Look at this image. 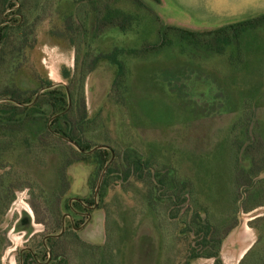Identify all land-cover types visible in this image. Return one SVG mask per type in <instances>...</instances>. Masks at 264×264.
Segmentation results:
<instances>
[{"label":"rangeland","instance_id":"374dc122","mask_svg":"<svg viewBox=\"0 0 264 264\" xmlns=\"http://www.w3.org/2000/svg\"><path fill=\"white\" fill-rule=\"evenodd\" d=\"M50 1L23 0L30 31L24 38V54L13 58L0 53V94L16 85L36 90L37 99L49 83L67 85L70 77L65 78L64 72L72 75L78 54L79 67L85 62L92 65L85 85L90 120L84 125L86 144L92 148L107 145L114 156L121 153L122 161L126 150L135 149L147 163L145 167L151 168L144 167L141 176L117 171L107 175L105 171L103 199L100 186L97 207L87 210L90 217L83 216L67 205L84 211L72 199L95 198L103 170L96 158L80 159L70 145L56 138L38 142L47 129L54 130L52 119L10 127L22 131L14 136L0 122V177L12 175L21 186L1 218L0 234L5 240L0 264L28 259L20 257L27 247L34 250L36 259L47 261L48 253L41 246L46 235L58 234L63 224L71 231L72 225L85 222L76 230V237L48 241L54 248L49 264H84L80 260L83 250L104 245L107 234L116 239L118 228L128 231V241L119 244L108 240L112 255L103 264H214V258L203 256L209 248L201 247V236L207 230L200 225L202 231L197 235L193 229L195 224L205 223L208 214L218 220L228 215L229 224L234 225L229 232V227L219 231L225 236L222 264H238L250 248L248 261L259 262L264 255V191L257 199L259 206L251 204L250 197L236 210L229 208L225 195L231 184L225 171L233 164V143L253 142L256 151L261 143L262 152L255 157L250 151L247 156L241 151L245 174L240 180L242 185L248 178L255 183L264 179V26L246 33L240 45L232 42L220 54L177 40L157 50L150 45L162 38L165 26L208 30L256 17L264 13V0H139L146 6L143 8L136 0H113L112 7L138 14L134 28L126 32L117 27L99 32L101 16H96V2H90L84 10L86 28L79 38L81 28L70 18H74L80 0ZM17 8L7 2L2 20H16ZM173 33L168 35L173 37ZM115 48L125 50L121 55L125 66L114 88L118 65L95 59ZM43 105L46 114L37 113L49 117L51 107ZM196 155L202 157L199 166L193 161ZM156 168L158 179L166 184L173 179L171 170L177 168L178 178L188 184L181 196L169 189L160 191L161 183L152 178ZM196 175L202 180L195 179ZM260 185L264 186V180ZM150 187H157V191L151 194ZM253 194L251 190L249 195ZM251 206L256 207L246 211ZM56 208L62 225L52 217ZM25 214L30 221L27 229L20 224ZM196 214L199 219H195ZM66 215H71L73 223ZM193 247L203 255L190 257Z\"/></svg>","mask_w":264,"mask_h":264},{"label":"trees","instance_id":"16d2710c","mask_svg":"<svg viewBox=\"0 0 264 264\" xmlns=\"http://www.w3.org/2000/svg\"><path fill=\"white\" fill-rule=\"evenodd\" d=\"M112 1L113 0H80L77 10L75 11L74 14V18L73 17L70 18V20L75 24L78 23L79 28H81L78 29L77 31L78 38L81 36L82 32L86 28V20L84 19L86 15L84 13V10L88 8L90 2H96V7H95L96 16L97 17L99 15L101 16L100 18H98L99 24L97 28H99V32H101L103 29L106 30V28H110V27H117L124 32L134 28L138 14L131 13L117 7H112L113 5L111 4ZM154 1L160 2V0H154ZM7 2L9 3V7H14V6L18 7L17 8L18 13L14 12L18 15V17L15 18L16 20L11 19L8 22L2 20L1 18L2 14L7 9ZM135 2L138 3V5L142 8L146 7L142 1L136 0ZM148 10L151 11L150 8H148ZM28 20H29L28 14L25 11V4L23 3V0L0 1V23H2V26L0 27V53H2L3 55L2 57L9 56L15 58L16 56L22 55L24 50L23 47L26 46L25 44L26 41L24 40V38L27 35L28 31H30L28 30L29 27ZM263 26H264V13L256 17L247 20L238 21L235 23H230L225 26L218 27L216 29L191 30L178 26H165L161 30L160 36H162V38L159 39L158 42L152 43V45H150V49L157 50L167 45H171L173 43L172 40H177L182 45H184L185 43H190L193 44L192 46L196 49L204 48L211 52L220 54L223 53L226 50V48L230 46V44H232V42H238V45H240L241 42L245 40L244 36L246 33L255 31ZM171 31L174 32L173 37L168 35L169 33H171ZM124 53L125 50L115 48L110 53L101 54L99 55V57H97L98 59H95V62H97V60L104 58L118 65L119 68L118 77L114 83L115 84L113 86L114 88L118 86L117 84L119 83V79L121 78L124 72L125 65L121 60V55ZM87 65L88 63L85 62L81 67L78 66V54H77L76 66L72 75L67 71L64 72L65 78L70 77L69 83L67 85L60 84L57 86H51L52 84L49 83L50 87H48L45 91H43L38 96L37 99H35V95L37 93L36 90L34 91L22 90L16 85H13L12 87L9 86V92H3V94H0V122L3 125L8 126L9 135L14 136L20 134L22 131L15 130L10 127L21 128L27 126L28 121L30 120H42L43 118L44 119L46 118V120L52 119L50 124L54 130L47 129L45 133L41 134L37 138L38 142L45 141L47 137L50 138L52 137L53 139L56 138L63 144L70 145L69 146L70 149L75 151L80 156V159H83L87 156L88 157L93 156L96 158L99 167L101 168H104L105 165L109 162V165L106 169L107 175H110L111 173H115L117 171L118 173L124 172L125 176H129L130 174L135 175L136 172L137 174H139V176H141L143 169L145 165H147V163L143 160L140 153L135 149L129 148L128 150H126L125 153H123L124 155L123 161L120 155L121 153L120 154L116 153V155L112 158V152H113L112 149L97 148L92 153L87 152L93 149L89 144H86L83 137L84 131L86 129L84 125L87 126V124L90 122L87 113L85 85H86L87 77L92 71V65L90 66ZM68 92L72 101V104L69 107H68L69 105ZM41 104L42 107L39 109V106ZM43 104H46L51 107L52 111L49 117L42 116L46 114ZM38 111H40L39 113L42 115L39 116L37 113ZM246 125L247 126L249 125V121H247ZM96 129L97 128L95 127V130ZM69 140L75 142L80 149L73 146ZM0 142H3V139H0ZM26 142L29 141L26 140ZM233 144L234 146H231L230 149V152H233V164L231 168L227 167L225 171V173L227 174L226 176L228 177L227 179L230 180L228 183L231 184L228 185L229 191L225 195L226 203L229 208L230 206H232L236 210L238 207H240V204L242 202H247V199L251 197V204H255L256 206H259L261 204L257 203L258 202L257 199L261 198L260 195H263L264 186L261 187L260 183L264 179H260L255 183L252 179H249L247 175L248 179L244 184L241 185L240 179L241 176H244L245 170L241 167L240 153L243 150L245 155L247 156L248 152L250 151L249 155L255 157L256 153L262 152L261 150L262 147H260L261 143H258L257 147H259V150L257 151L255 150L256 146L254 145L253 142L249 143L248 145H243V142L237 145H235V143ZM131 155L133 157H131ZM188 157L191 159V157L193 156H188ZM67 158L69 159V157ZM200 159H202V157L197 155L193 157V161L198 166L201 163ZM145 168L150 169L151 167H145ZM158 170L159 169L153 171L152 178L157 177L158 182L161 183L162 187L160 191H163L164 189H169V191H172L171 194L176 193V196H181V193L187 189L188 184L186 185L185 181H181L178 178L179 173L177 168L176 171L171 170V177H173V179L169 181L168 184H166L164 179H158L159 172L156 173V171ZM195 177H194L195 179L202 180L201 176L199 175H196ZM63 178L65 179L64 175ZM142 180L144 179L142 178ZM149 180L147 181L148 184H149ZM17 182H18V178H14L12 175H9V177H0V222L2 216L5 214L6 209L10 206L11 202L15 198L14 195L15 191L18 188H21V186L18 185ZM105 183L106 180L103 181V185L101 186V192H100L101 200L103 199V194H104L103 190H104V186L106 185ZM151 183L152 182L150 181V184ZM151 185H153V183ZM251 190L254 191V194L252 196L249 195V192ZM156 191H157V187H150L149 189V192L151 194L155 193ZM191 192H193V190L190 188V193ZM167 198L171 200V197H167ZM86 202L89 204H94L95 201L93 199L92 201H86ZM75 203L77 205H81L78 202ZM73 206L71 204L67 205V207H69L71 210L74 209ZM256 206H251V208H247L246 211H250L253 209V207ZM222 209L223 206L219 205V210ZM53 210H54L52 214L53 219L58 223L60 222V224L62 225V217L59 213L60 211L59 208ZM222 212L224 211H221V213ZM194 216L195 219H199L198 218L199 215L196 214ZM227 216L225 218L218 220V218L216 219L214 215L212 216V214L210 215L208 214V220H206L205 223L194 225L193 229H195L197 235H199V232L202 231L201 229L202 227L200 225H203V228L207 230L205 234L201 236V240H202L201 247L207 249L209 248V251H207L205 255H203L200 253L197 247H193L190 257L193 258L203 255L208 258H214V264L223 263L221 257V247L225 236L224 235L220 236L219 231L229 227L228 230L229 232L231 229L234 228V225L231 226V224H229V221L231 223V219H228ZM212 217H214L215 220L217 221L216 222L212 221ZM107 222L108 219H106V224ZM62 226H60V232L62 230ZM72 227L73 228L71 231L64 230L58 236H55L56 234H54L53 235L54 237L48 239V241L53 239L61 240L65 237L68 238L76 237L75 235L76 230L74 229L73 225ZM118 230H119V234L116 237V239L107 234L106 235L107 240L105 241L104 245L98 246V248H96L97 250L95 249L94 246H92L91 248L89 246V249L85 248L83 250V253L80 254V260H83L84 264H90V263L103 264L106 261V257L108 258L109 255H112L109 253V249L111 248L108 244V240H110V242L117 241L119 244H123L126 241H128V231L126 229H120V228H118ZM209 232L211 233V235L209 234ZM123 234L124 236H122ZM4 240L5 239L0 234V248L4 244L3 243ZM50 247H51V257H52V255L54 254V248L53 245H51ZM44 250L45 252H47L46 249ZM251 251L252 248L248 249L247 252L240 259V262L238 264H264V257H263L264 255H262L259 258L260 259L259 262L258 259L248 261L249 257H247V255ZM33 252H26V255L22 256V257H28V259L23 260L22 262L23 264H29V263L38 264L36 259H34L35 252L34 253ZM186 264H189V262Z\"/></svg>","mask_w":264,"mask_h":264},{"label":"flooded vegetation","instance_id":"af4514ba","mask_svg":"<svg viewBox=\"0 0 264 264\" xmlns=\"http://www.w3.org/2000/svg\"><path fill=\"white\" fill-rule=\"evenodd\" d=\"M77 198H79V197H75L74 199H72L73 200V202H78V203H80L81 204V206L83 207V208H85V210L84 211H79V210H77L75 207H74V209H73V212L74 213H77V214H80V215H88V217L90 216V212H88L87 210H90V209H92V208H90V207H92L94 204H95V202H94V204H89V203H87L86 201H85V199H81V198H79V199H77ZM94 201H95V198H94ZM97 203H98V200H97ZM64 217H69V219L71 220V223H73V219H72V217H71V215H66V216H64ZM63 217V221H65V218ZM30 221H29V218H28V216L25 214V215H22L21 216V218H20V224L22 225V227L24 228V229H27V227H28V223H29ZM86 223V222H85ZM84 224V223H83ZM76 227H79V226H74V229L75 230H78V229H76ZM54 234H48V235H46V237L41 241V246L44 248V249H46V251L48 252V254H49V252H51V247L49 246V243H48V239H50V238H52V237H54L53 236ZM24 252H33V249L31 248V247H27V248H24V249H22V251H21V255H20V257H22L23 256V253ZM34 253V252H33ZM22 259V258H21ZM20 259V264L23 262V259L21 260ZM34 259H36V255L34 254ZM36 261L38 262V264H49V262L51 261V257H49V259L47 260V261H40V260H38V259H36ZM23 264V263H22Z\"/></svg>","mask_w":264,"mask_h":264},{"label":"water","instance_id":"95a60500","mask_svg":"<svg viewBox=\"0 0 264 264\" xmlns=\"http://www.w3.org/2000/svg\"><path fill=\"white\" fill-rule=\"evenodd\" d=\"M68 95H69V92H68ZM70 104H71V98H70V95H69V105H68V107L70 106ZM64 138H65V137H64ZM66 139H67V138H66ZM69 141H70L71 143H73L78 149H80L79 146H78L75 142H73V141H71V140H69ZM97 148H108V149H111L109 146L101 144V145H98V146L94 147L93 149H91L90 151H87V152H88V153H89V152H92V151H94V150L97 149ZM83 151H84V150H83ZM113 157H114V152H112V158H113ZM112 158H111V159H112ZM108 165H109V162H108V163L105 165V167L103 168L102 173H101V177H100L99 182H98V184H97V186H96V189H95V204H94L92 207H90V208H92V209L97 207L98 192H99V189H100V186H101L102 177H103V175H104V173H105V171H106ZM77 199H79V198H77ZM79 200H80V199H79ZM89 217H90V216H89ZM84 225H85V223H84L83 225L79 226V227H76V229H80V228H82ZM64 230H65V225L63 224V227H62L61 232H60L59 234H56L55 236L60 235ZM49 257H51V252H49ZM21 264H22V263H21Z\"/></svg>","mask_w":264,"mask_h":264},{"label":"crops","instance_id":"0c3cea01","mask_svg":"<svg viewBox=\"0 0 264 264\" xmlns=\"http://www.w3.org/2000/svg\"><path fill=\"white\" fill-rule=\"evenodd\" d=\"M222 251H223V249L221 248V257H223V255H222L223 252Z\"/></svg>","mask_w":264,"mask_h":264}]
</instances>
